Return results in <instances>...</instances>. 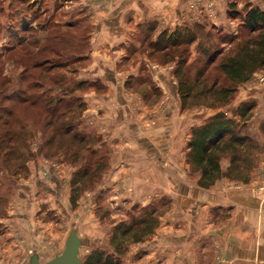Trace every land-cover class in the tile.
<instances>
[{
  "label": "rangeland",
  "instance_id": "obj_1",
  "mask_svg": "<svg viewBox=\"0 0 264 264\" xmlns=\"http://www.w3.org/2000/svg\"><path fill=\"white\" fill-rule=\"evenodd\" d=\"M104 1L109 3L95 5L92 0H0V83L2 79L7 81L2 82L3 87L0 85V89L7 90L2 94L8 93L13 98L9 100L0 95V105L3 107L0 109L13 110L8 118L2 111L3 116L0 118V158L8 159L4 161L7 173H0V264H25L31 246L38 250L41 260L50 258L62 248L71 223L76 224L79 235L85 237L80 247L82 260L91 253L101 259L100 264H129L134 258L129 248L140 241L116 249L111 242V234L120 220L130 221L140 213V209L131 211L132 204L129 203L121 211L115 210L107 198L108 190L101 187L103 172H98L89 181L76 183V190L71 185L80 161L83 157L91 158L88 149L100 143V140L96 141L99 137L95 128L96 115L90 116L89 112H85V94L101 93L106 89V84L95 78L98 73L101 77L106 75L101 62L96 66L98 58L112 65L113 73L115 68L124 77L125 96H139L147 106L157 105L161 110L170 107L176 114L187 115L190 117L186 125L189 132L193 126L218 111L239 120L240 116L236 113L239 105L254 104L248 111L249 118L239 127L240 133L249 140L245 141L240 152L241 174L248 178L245 182L230 179L249 183L255 180L253 176L256 173L257 177L264 180V101L261 103L256 94L242 92L241 84L237 85L225 104L216 100V93H201L204 84L210 85L216 77L217 86L226 82L216 69L215 61L206 66L204 74L198 77L193 86L191 96L186 97L183 103L177 91L179 76L174 72L177 62L180 56L186 58L181 63V70L188 67L189 81L194 83L196 69L206 59V55L200 53L199 46L208 47L212 44L201 37L202 44L197 39L177 49L161 50L152 42L162 30L170 31L188 22L207 21L216 27L212 30L217 37L215 46L226 50L230 46L228 38L220 40L219 35L235 34L240 30L238 21L229 19L226 12L224 16L219 10L216 22L207 17L199 18V15L184 18L171 16L164 22H159L155 17L134 20L129 15L131 13H127L123 15L124 18L131 16L132 22H123L121 34L114 32L113 22L105 20L101 27L107 32L102 35L96 18L119 13V9L113 8V0ZM243 2L239 0L238 6ZM19 9L21 12L17 13ZM48 18L51 19L49 22ZM20 19L31 23L28 30H21ZM150 30L152 33L148 34ZM20 38L24 42H19ZM50 43L55 48L54 52L36 54L38 47ZM165 43L166 40L160 45ZM185 48L186 51H183ZM46 58L60 64L50 71H43L44 66H34L36 60ZM22 74L24 81L16 86L15 79ZM163 75L167 81L174 82L179 99L177 104L173 101L171 87L161 81ZM261 75L264 76V69L255 76V83H260ZM37 80L40 87L34 86ZM12 88L19 89V93ZM21 94L41 100L50 98L51 102L65 97L70 111L61 115L58 110L55 115L59 116L51 118L48 110L42 108L43 105L30 106L28 103L16 102ZM67 105L63 102L60 110L66 109ZM67 127L70 128L69 136L56 133L65 131ZM5 129H9V132L5 133ZM73 133H77V137L72 140L70 135ZM6 134L10 136L6 138ZM52 134L57 136L46 146L45 152L37 156L39 167L35 170L33 159L28 157V149L36 150L42 138L47 139ZM80 137H83V144L78 142ZM64 145L70 147L66 152L63 150ZM9 148L12 150L6 154ZM76 151L78 153L75 156ZM104 151L97 155H102ZM96 157H92V160ZM224 160L229 163L227 155L220 158V164ZM189 170L198 173L190 165ZM256 186L255 191L264 196L263 182L258 180ZM75 192L78 193L73 206L70 197ZM161 199L151 203L162 215L169 201ZM226 263L230 264L228 260Z\"/></svg>",
  "mask_w": 264,
  "mask_h": 264
},
{
  "label": "crops",
  "instance_id": "obj_2",
  "mask_svg": "<svg viewBox=\"0 0 264 264\" xmlns=\"http://www.w3.org/2000/svg\"><path fill=\"white\" fill-rule=\"evenodd\" d=\"M92 1L95 5L109 3ZM248 1L264 8V0ZM112 4L119 13L96 18L102 35L105 20L113 22L114 32L121 34L123 22H132V17H155L164 22L171 16L199 15L216 22L218 10L225 16L227 8L226 0H113ZM127 13L132 17L125 19ZM96 61V66L101 62L106 75L98 73L95 78L101 79L106 89L85 94V112L96 115V131L108 149L101 187L108 190L107 198L117 211L129 203L169 201L151 236L131 244L129 252L134 258L129 264H227V260L230 264H264V196L255 191L258 180L264 184L263 178L255 173L254 181L243 183L222 176L209 187H200L199 174L191 173L185 158L190 117L176 114L170 107L147 106L139 96H125L121 73L115 68L113 73L112 65L103 59ZM260 74L261 70L253 73L241 87L244 93L256 94L262 103L264 84L254 80ZM161 79L171 87L177 104L174 82L164 75ZM228 164L224 160L220 165L224 170ZM33 165L37 170V158Z\"/></svg>",
  "mask_w": 264,
  "mask_h": 264
},
{
  "label": "trees",
  "instance_id": "obj_3",
  "mask_svg": "<svg viewBox=\"0 0 264 264\" xmlns=\"http://www.w3.org/2000/svg\"><path fill=\"white\" fill-rule=\"evenodd\" d=\"M226 1L227 17L231 20H237V25L240 27V30L235 34L228 33L219 35L220 40L223 38H228V42L230 43L228 49L223 50V48L215 46L217 37L212 33V30H215L216 27L213 23H209L207 21H198L192 23L188 22L170 31L162 30L152 41L153 44L158 46V48L161 50H169L170 48L177 49L197 39H199V43L202 42V39H205L207 40L208 44H212V46L208 47L198 45L201 47L200 53L206 55V59L202 65L196 69L194 75L195 77L193 79L194 83L189 81L190 77L187 73L188 67L184 71L181 70L183 66L181 63H183L186 58L180 56V62H177L174 72L179 76L177 91L183 98V103L186 97L191 96V93L193 92V86L198 81V77L204 74L206 66L214 63L215 61L216 69H218L222 78L228 83L223 81L219 86H217L218 78L216 77L213 79L210 85L204 84V88L201 90V93H216V100L220 102V104H225L228 101L238 84L249 80L256 71L264 69V9L248 0H244L243 5L241 6H238L237 4L239 0ZM20 12L21 11L19 9L17 13ZM22 19H24V17ZM22 19H20L21 30H28L31 23L29 22L28 24V21L24 22ZM50 20L51 19L48 18L47 22ZM150 33H152V30H150L148 34ZM201 37L202 39H200ZM212 38L214 40H212ZM21 39L22 38L19 39V42H24V40ZM165 40L166 43L164 45H160ZM50 51H55L52 43L38 47L36 54L40 55ZM183 51H186V48ZM34 64V66L39 68L44 66L45 68H42L43 71H50L60 63L50 62V59L48 60V58H46L39 61L36 60ZM23 74L16 77V86L24 81ZM205 79H207V77ZM2 82L6 83L7 81L2 79ZM2 82L0 85L3 87ZM39 84V80L34 81L35 87H40ZM12 89L14 90V88ZM14 91L19 93V89H15ZM2 92L5 93L7 90H3L1 88L0 95H2L3 98L13 100V98L10 97L8 93H3V95ZM2 97L0 98V101H2ZM64 98L65 97L57 98L56 101L51 102L50 98L48 100L47 98L41 100L39 98H32L30 95L21 94L20 97L16 98V102L28 103L30 106L43 105L42 108L44 107L46 111L48 110L51 118H54L59 116L55 115L58 110L62 112L59 113L61 115H64L66 112L70 111V107L66 104L67 101H64ZM63 102L65 105H67V107L62 111L60 110V107ZM253 105L254 104L252 103L248 105L241 103L239 105V107L236 109V113L240 116L239 120H236L234 117L227 116L223 111H218L213 115L206 117L200 124L191 128L190 136L186 143L185 158L191 169L199 173L197 184L200 187L207 188L222 176H227L232 179H239L244 182L247 181L248 177L241 174L240 163L242 159H240V152L242 150L241 148L245 146V141L248 139H246V135H242L240 133L239 127H242L244 122L249 118L250 114L248 111ZM1 106L2 105H0V108H3ZM2 111L3 109H0V118L4 114L8 118L13 113L11 108H5L3 115H1ZM48 122H51V120ZM8 132L9 129H5V133ZM55 132L54 134L58 133L59 135L63 134L65 136H69L70 128L67 127L65 131ZM54 134H52L47 139L42 138V140L37 144L36 150L33 151L29 148L28 157L35 159L37 156L45 152L46 146L50 145L53 142L54 137L57 136ZM8 136L10 135L6 134V138ZM98 136L100 137V135ZM70 137L72 140L75 139L77 137V133H73L70 135ZM99 137H97L96 141L100 140V143L97 144L96 147H91L88 149L89 156H91V158L83 157L84 160L82 159L80 161L78 169L75 172V177L71 179V185L73 187L75 186V190L76 183L85 182L86 180L89 181L91 178L95 177L98 172L102 173L108 167V149L101 137ZM78 142L83 144V137H80ZM69 148L70 147L68 145H64L63 150L66 152ZM103 149L105 150L104 153L102 152V155H97V153H100V151ZM11 150L12 149L9 148L6 154H10L9 152ZM77 153L78 152L76 151L74 155L76 156ZM224 155L229 157V164L225 170L221 168L219 162L220 158ZM94 156L97 157L93 161L92 157ZM6 160L8 159L6 158L4 160L0 158L1 175L7 173L5 169ZM77 193L78 192H75L73 196L70 197L71 204L73 206L77 198ZM134 208L137 210L140 209V213H137L138 215H136L130 221L120 220L112 230L111 242L112 244H115L116 249L122 246L124 247V245L130 242L141 241L145 237H149L154 232L159 223L161 212L156 211L152 203L145 205L133 203L130 210L132 211ZM93 255L94 253H91L86 259L82 260V264H100L99 261L101 259L96 258Z\"/></svg>",
  "mask_w": 264,
  "mask_h": 264
},
{
  "label": "water",
  "instance_id": "obj_4",
  "mask_svg": "<svg viewBox=\"0 0 264 264\" xmlns=\"http://www.w3.org/2000/svg\"><path fill=\"white\" fill-rule=\"evenodd\" d=\"M83 243L84 237L79 235L78 226L71 223L59 252L41 260L37 249L32 247L25 264H82L80 247Z\"/></svg>",
  "mask_w": 264,
  "mask_h": 264
},
{
  "label": "built area",
  "instance_id": "obj_5",
  "mask_svg": "<svg viewBox=\"0 0 264 264\" xmlns=\"http://www.w3.org/2000/svg\"><path fill=\"white\" fill-rule=\"evenodd\" d=\"M261 84H264V76L263 75H261L260 76V81H259Z\"/></svg>",
  "mask_w": 264,
  "mask_h": 264
}]
</instances>
